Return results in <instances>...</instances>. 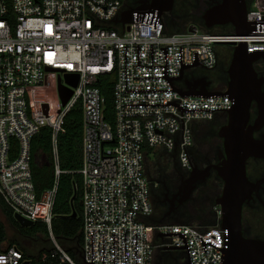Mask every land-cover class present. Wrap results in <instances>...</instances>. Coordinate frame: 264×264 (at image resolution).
Returning a JSON list of instances; mask_svg holds the SVG:
<instances>
[{
    "label": "built area",
    "instance_id": "2783aa9c",
    "mask_svg": "<svg viewBox=\"0 0 264 264\" xmlns=\"http://www.w3.org/2000/svg\"><path fill=\"white\" fill-rule=\"evenodd\" d=\"M132 0H0V196L27 220L48 225L52 257L79 264L52 233L60 170L58 137L67 114L83 108L82 264H155L158 250L183 249L189 264H222L230 234L210 228L150 222L155 214L147 175L151 151L175 154L191 171L197 121H211L234 106L228 95L182 96L176 79L198 68L213 70L217 46L245 43L264 53V8L252 1V33H209L196 24L168 33L165 15L135 13L125 31L120 19ZM119 26L120 30L114 28ZM199 63L196 66V63ZM187 66L185 69L184 67ZM67 73L79 74L78 87ZM115 73L114 124L97 84ZM74 94L63 106L59 79ZM45 105L48 106L47 110ZM43 127L53 130V188L37 194L31 142ZM217 217L223 212L217 206ZM0 264H34L18 246L0 251Z\"/></svg>",
    "mask_w": 264,
    "mask_h": 264
},
{
    "label": "trees",
    "instance_id": "16d2710c",
    "mask_svg": "<svg viewBox=\"0 0 264 264\" xmlns=\"http://www.w3.org/2000/svg\"><path fill=\"white\" fill-rule=\"evenodd\" d=\"M136 2L137 0H132L131 3H134V5L128 7H134ZM173 19L170 18L169 20L176 23L177 20ZM169 20L167 19V21ZM167 21L165 20L166 23ZM187 27L188 25L184 30L176 27L177 29L171 31H168L167 27V31L168 33L172 34L181 33L186 31ZM114 28L120 30L119 26H114ZM116 80L117 75L113 73L101 77L97 84V87L100 88L106 100V120L112 124H114L115 116L114 86L116 84ZM215 122L216 119L195 124V153L198 156V163L203 161V156L206 155H209L211 158L218 157V151L219 149H222V141L219 139L217 134L218 132L216 131L218 124ZM202 143L205 144L206 147L204 146L203 149H200V147L203 146ZM58 148L60 161L59 165L62 173L58 179V192L54 206L52 233L68 253L71 250H75L78 257L81 258L83 241L81 233L83 224V178L79 171L83 166V108L80 103H78L65 117L63 131L60 132L58 137ZM52 150L53 130L50 127H43L40 132L34 136L31 142V168L33 181L38 195H41L46 190L53 188L56 181L55 164L52 159ZM164 152L167 151L164 150ZM151 153L155 154L156 151H151ZM167 159V157L161 156L158 157V162H156L153 167L148 166L147 164V175L153 185L157 184V187H155V193L157 195L155 197L154 203L157 202L158 204V212L155 213L151 219V223L154 225L185 224L198 226L201 228H210L215 226L216 216L215 211L212 209V205L215 204V199L211 198L212 193L209 191L195 193L194 197L185 206L180 208L178 212L167 215L168 206L163 204L165 194L167 193V189L174 191L175 182H180L176 175L177 172L170 176H166V171L170 170L173 166V161L170 160V162H168ZM75 189L78 190V196L74 203L76 211L78 212V217L71 218L70 216L73 214L71 200L75 194ZM211 189L215 190L217 187L213 186ZM1 212H3L8 217L10 222L17 230H20V226L15 220L12 210L6 205L3 198L0 196V213ZM28 230V238L37 236L38 233H44L46 237L50 236V229L44 222H36L33 226L29 227ZM7 240L8 235L6 232V227L4 223L0 221V251L3 250V244ZM13 245L20 247L28 257L32 258L30 256V252L21 247L19 242L10 241L9 246ZM159 251L162 250H158L157 252ZM52 252L53 248L44 249V251H42L38 257L32 258L34 264H58V258L52 257ZM163 253L164 255L168 256V254H165V252ZM177 255L178 256H176V259L180 262L185 258V254L182 251ZM173 256L175 257V255Z\"/></svg>",
    "mask_w": 264,
    "mask_h": 264
},
{
    "label": "water",
    "instance_id": "95a60500",
    "mask_svg": "<svg viewBox=\"0 0 264 264\" xmlns=\"http://www.w3.org/2000/svg\"><path fill=\"white\" fill-rule=\"evenodd\" d=\"M141 6L137 9L127 8L123 11L120 19L115 20L117 24L123 26L125 31L126 26L134 23V14H146L158 11L160 15L172 11L174 0H151L150 2L140 0ZM224 9L229 13V20L225 23H212L208 27L215 24L232 23L235 29V34L245 36L255 30V26L247 21V5L244 0H225ZM233 48L232 61L229 68L230 81L223 91H213L209 87L212 81L207 78L198 80H184V73L178 77L177 81H183L186 89L175 88L182 96L192 97H210L228 95L234 100V106L227 111V124L220 131L219 136L223 139L224 160L219 165H214L218 170L220 177L223 179L224 188L223 195L217 201V205L221 207L223 212L222 228L228 230L226 222L230 217L239 216L243 203L249 197V180L247 178L246 165L251 156H257L264 148V141H257L253 138V129L249 127L250 108L253 101L259 104L261 112L264 111V94L260 92L261 81L257 78L255 72V63L264 59V53H249L247 44L229 43ZM196 66L199 65L197 62ZM187 66L184 67V69ZM79 74L67 73L65 75L66 82L76 88L79 84ZM59 94L63 102V106L72 98L74 92L71 88L62 84V79H59ZM48 106L45 105L47 110ZM264 117V116H263ZM263 119V118H262ZM210 167L204 171L193 168L191 178L183 181L179 187L178 202L183 204L192 194L194 190L193 183L198 178H204L208 174ZM78 196V190L75 189V194L71 200L73 214L71 218H77L78 212L75 208V199ZM176 199H173V202ZM174 204V203H173ZM15 220L25 227L34 225L33 221L27 220L20 215L14 216ZM249 241L240 237L230 241L229 248L225 252V258L222 264H264V258L250 259ZM179 250V249H170ZM185 254L187 264L189 259L185 248L181 249ZM161 260V258H160Z\"/></svg>",
    "mask_w": 264,
    "mask_h": 264
},
{
    "label": "flooded vegetation",
    "instance_id": "af4514ba",
    "mask_svg": "<svg viewBox=\"0 0 264 264\" xmlns=\"http://www.w3.org/2000/svg\"><path fill=\"white\" fill-rule=\"evenodd\" d=\"M150 2L151 0H144ZM183 6L182 17L188 20H191L195 23L193 24H202L208 25L212 23H225L228 22L230 16L229 13L224 9L225 0H180ZM247 5V10L249 4L254 0H244ZM165 15V14H164ZM226 25V24H225ZM216 27V26H214ZM214 27H208L213 29ZM232 56L230 58V64L228 66L225 63L217 65L213 70H207L205 68H199L195 75L187 78L184 76V80H198L201 78H207L212 81L210 90L213 91H223L226 89L229 81V68L231 65ZM255 72L257 78L261 81L260 92L264 94V59H261L255 63ZM183 82V81H182ZM184 83V82H183ZM221 116V123H218L220 129L227 124L226 114H219ZM218 116V115H217ZM216 116V117H217ZM264 111L261 112L259 109V104L256 101L252 102L250 108V121L249 127L253 129V138L257 141H264ZM263 118V119H262ZM219 129V131H220ZM218 137L222 141V149L218 151V157L211 158L209 155L203 156L204 160L199 162L197 161V154L192 150V165L193 168H197L200 171H204L210 167L208 174L204 178H198L197 181L193 183L194 190L190 197L183 203L178 202L179 196H176L179 192V187L183 181L189 180L191 178V171H186L184 169V174L181 176L180 182H175V190L167 189L165 194V199L163 204L168 206L167 215L178 212L180 208L185 206L195 195V193H201L203 191H209L212 193V197L215 199V204L212 205V209L215 211L216 216V225H221L223 221L217 217V201L223 195L224 182L220 177L217 169L214 168V165H219L222 160H224V147L223 139ZM264 147V146H263ZM264 150V148H262ZM247 169V178L249 180V197L243 203L239 216L230 217L226 226L230 234V241H234L236 237H240L246 241H249L250 245V254L252 257L250 259H261L264 258V151H262L257 156L249 157V160L246 165ZM214 182V184H213ZM153 185V184H152ZM216 186L217 189L212 190L211 188ZM155 187L153 185V200L155 202ZM217 190V191H216ZM213 191V192H212ZM216 192V193H215ZM173 199L174 200L173 202ZM174 203V204H173ZM155 205V213L158 212V204ZM155 215V214H154ZM165 254H168L164 263L165 264H187L186 258L181 262L177 260L173 254L172 250L165 251ZM160 259V258H159Z\"/></svg>",
    "mask_w": 264,
    "mask_h": 264
},
{
    "label": "rangeland",
    "instance_id": "374dc122",
    "mask_svg": "<svg viewBox=\"0 0 264 264\" xmlns=\"http://www.w3.org/2000/svg\"><path fill=\"white\" fill-rule=\"evenodd\" d=\"M255 2H258L261 5V7L264 8V0H255ZM130 3L131 2H129L128 3L129 5L128 4L127 5L128 6L134 5V3H131V4ZM182 13H183V6L181 4V1L180 0H174V4H173V8H172L171 13L170 12L165 13V20L167 21V19L169 20L170 18H172V19L174 18L177 21H176V23L174 21L171 22L170 20L167 21L166 24L168 27V31L177 29L176 27H178L181 30H184L187 25H189L191 23H195L191 20L183 18ZM198 26L202 30L207 31V32H212V33L231 34L232 32L235 31L232 23H226V25L225 24H215L212 26V27L216 26L213 29L208 28V26L206 24L205 25L199 24ZM217 49L220 52H222V54L220 55V64L225 63V65L228 66L230 64V58L233 54L232 46L228 45V44H220L217 46ZM215 119H216V122H218V123H221L223 121V120H221L222 118L220 115H218ZM197 122L200 123V122H204V121H197ZM219 129H220V126L218 125L216 127V131L218 132ZM204 146L206 147V145L203 144V146H201L200 149H203ZM195 149H196V146L193 147L194 152H195ZM161 156L167 157L168 162H170V160L173 161V166L171 167L170 170L166 171V176H170V175L174 174L175 172H177L176 175L180 180L181 176L184 174V172H183V170L180 166L179 160L175 154L164 152V150L158 149V150H156V153L151 154V156L147 160L148 166L153 167L155 165V163L158 162L157 161L158 157H161ZM0 221H2L4 223V225L6 227V232L8 235V240L6 242H4L3 249H5L7 246L10 245V241H17L21 244V247L28 250L31 254L30 256L32 258H34V257H38L42 253V251H44V249H52L54 246L51 231H50V236H48V237H46V235L44 233H38L37 236L28 238L27 236L29 235V230H28L29 227L22 226L21 224H19L17 222L20 226L21 231L17 230L13 226V224L10 222L8 217L3 212L0 213ZM19 231L22 233H20ZM21 234H23L24 236ZM163 252H165V251L157 252L155 264H161V263L164 264V259L167 256L164 255ZM180 252H181L180 250H172V254L175 255V258H176V256H178L177 254H179ZM69 253L71 254V256L74 258V260L77 263L82 264V258L78 257L75 250H71ZM159 258H161V260Z\"/></svg>",
    "mask_w": 264,
    "mask_h": 264
},
{
    "label": "crops",
    "instance_id": "0c3cea01",
    "mask_svg": "<svg viewBox=\"0 0 264 264\" xmlns=\"http://www.w3.org/2000/svg\"><path fill=\"white\" fill-rule=\"evenodd\" d=\"M217 51H218V53H219V56L222 54V52H220L218 49H217ZM150 222H151V220H150Z\"/></svg>",
    "mask_w": 264,
    "mask_h": 264
}]
</instances>
